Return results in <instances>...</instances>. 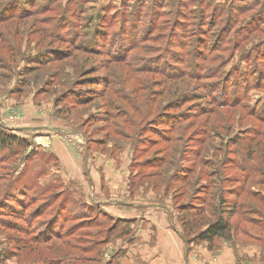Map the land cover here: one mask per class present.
<instances>
[{
	"label": "rangeland",
	"instance_id": "rangeland-1",
	"mask_svg": "<svg viewBox=\"0 0 264 264\" xmlns=\"http://www.w3.org/2000/svg\"><path fill=\"white\" fill-rule=\"evenodd\" d=\"M0 126L29 145L0 149V214L12 212L14 199L2 198L8 182L26 218L59 192L48 212L63 199L68 208L55 232L75 226L79 212L98 231L82 243L75 231L64 238L69 247L110 237L96 248L101 259L87 262L64 240H52L51 251H19L23 237L0 227V264H32L35 255L61 264H176L178 242L168 244L165 262L147 257L165 253L157 229L165 216L133 203L168 207L180 237L192 240L218 216L220 194L238 208L228 219L230 238L193 239L189 262L225 249L240 262H264V0H0ZM51 137L88 168L99 159L124 162L127 189L107 191L101 168L104 191L94 198L77 181L40 185L60 166L43 147ZM87 199L105 205L81 208ZM181 205L193 209L177 211ZM118 215L129 223L110 235ZM66 252L80 260H62Z\"/></svg>",
	"mask_w": 264,
	"mask_h": 264
},
{
	"label": "trees",
	"instance_id": "trees-1",
	"mask_svg": "<svg viewBox=\"0 0 264 264\" xmlns=\"http://www.w3.org/2000/svg\"><path fill=\"white\" fill-rule=\"evenodd\" d=\"M263 7V6H262ZM261 15V13H260ZM257 29V26H254V30ZM60 55H54V57L60 58ZM62 57V56H61ZM51 59V57L49 58ZM80 103V102H79ZM84 104V103H83ZM134 113V111H133ZM0 149L1 151H9L15 146V147H20V148H27L29 147L28 144H26L24 141L16 138L15 136L9 135V134H5L3 133V128L0 126ZM7 184H9V186H5V189L3 191V196L2 198L5 200L4 202L7 204L9 198L14 199L13 202H9L7 205L11 208V213L9 212H5V214H0L2 217H0V227H6L8 229H10L11 231H13L14 233H18L20 234L23 238L22 239H18L17 243L19 244V246H16V248L19 251H24L27 250L30 251V253H34L37 251V249L43 250V251H51L52 250V245L50 244V242L52 240H54L56 243H59L61 241L64 240V238L67 239V237H74L76 232H81L83 233L82 236L78 237L77 239V243H82V240H90L91 236L90 233L92 234L93 231H95V227L91 226V223L89 219H85L82 215L83 212H79L78 214H73L72 217L74 219H78L79 222H77V224L75 226H72V228H68V230L64 233H56L55 229L56 227L58 229L62 228L63 223H59V219L60 216H62V214L66 215V211H67V200L63 199L59 202V204L56 206L55 209H51L50 212H48V209L51 208L56 199L58 198V195H63L60 194L59 192H56L53 194V196H51V198H48L47 200H44L41 204L39 203L38 206L36 207L35 212H32L28 217H24L23 214V206L20 205L19 201L20 199H18V197L14 198L12 197L11 193V186L10 183L8 182ZM41 188V186H40ZM50 188V187H49ZM46 189V192L49 190ZM28 188L26 186H22L21 190L16 191L14 190V194H16V192H18V194L21 197H24V194H26L28 191ZM42 191L45 192L44 188H42ZM12 192V193H13ZM17 199V200H16ZM14 204L18 205V208H16L15 206H12ZM93 206L95 207H100L101 204L92 202L91 203ZM89 203L84 202L81 205V208H86L88 210V208L90 209V207H92ZM22 207H20V206ZM193 209L191 205L187 206V205H181L180 208L177 209V211L180 210H187V209ZM214 211L216 212V214L218 215L213 221H210L209 223L206 224V227L199 231L198 233L195 234V236L192 238V240H197V241H207V242H212L214 239L216 238H224V239H228L230 238V225H229V218L236 213V211L238 210L237 208V204H230L228 203L224 197L220 194L219 195V200L217 205H215L214 207ZM53 211V212H52ZM1 212V210H0ZM63 212V213H62ZM103 212V211H102ZM215 212H213V217L215 216ZM73 213V211H72ZM104 216L106 217H111L110 215H108L106 212L102 213ZM200 214V212L195 213L194 216H197V221L195 222L197 225H199V223L201 222V218L198 217V215ZM202 214V213H201ZM80 216V218L78 217ZM5 217H9L12 220V224H10L11 222H7L4 221ZM43 217H45V219H43ZM201 217V216H200ZM87 218V217H86ZM89 218V217H88ZM21 221L22 223H24V225H19V224H15L13 221ZM38 220L39 222L36 223L35 225V221ZM96 220V219H95ZM65 221V218H64ZM34 222V223H33ZM83 223L85 226H83ZM127 224L129 223L128 221H124L123 219L120 218H115V222L113 224V226H111L108 229V233L110 235H112L111 233L113 231L117 232L119 224ZM187 223V222H186ZM59 224V225H57ZM35 225V226H34ZM186 225V224H184ZM84 227V228H83ZM83 228V229H82ZM187 228V225H186ZM115 229V230H114ZM188 229V228H187ZM76 231V232H75ZM98 231L96 230V232H94L93 234H95L97 236ZM114 233V232H113ZM120 234L123 233V235H126L125 232H119ZM129 233V232H127ZM181 238L182 240L188 244L190 241L187 239L183 234H181ZM110 237H106L103 240H99L98 242H94L93 244H88V246H80L81 248H74L73 246L69 247L68 245V241L64 240L65 242H61L62 246H66L69 247L70 250H75L78 251L79 254L81 255V257L85 258L87 262H92V261H97L99 259H101V255L102 252H96V248L100 245H104L105 243L109 242ZM75 244V246H77L78 244ZM60 246V244H59ZM58 246V248H59ZM61 247V246H60ZM98 247V249H99ZM61 249V248H60ZM67 250V249H66ZM15 251H12V254L15 255ZM65 253V252H64ZM70 253L64 255V257H60L62 258V260L67 259L69 256L72 258V261L74 260H80L78 258H76V256H71L69 255ZM34 255V254H33ZM115 258V257H113ZM31 262L32 264H38L37 262H40L42 264H61L60 262H57V260L55 261V259H52L50 262L47 261V259H44L42 261L41 257L39 255H35L33 257H31ZM37 262H36V261ZM68 261V259H67ZM69 262V261H68ZM69 264V263H67Z\"/></svg>",
	"mask_w": 264,
	"mask_h": 264
},
{
	"label": "crops",
	"instance_id": "crops-1",
	"mask_svg": "<svg viewBox=\"0 0 264 264\" xmlns=\"http://www.w3.org/2000/svg\"><path fill=\"white\" fill-rule=\"evenodd\" d=\"M54 131H63L57 127L52 128ZM52 140H49L48 145L43 144V147L47 146L48 149L51 151V153H54L59 161V168H56L53 170L56 174H54L52 177L50 174L46 176L45 179L40 180L39 184L42 186L48 185V184H54L57 181L66 183L67 181H77L80 186L82 187V190L84 191V195L90 196L91 198H94L93 196L97 194L98 191L103 193L104 187L102 186V180L100 178V175L97 173L98 168H101V172L103 173V181L105 183V188L107 191L111 192L112 190L117 194V191L119 188H121V191L125 188L127 189V182H128V169L123 167L124 162H121L119 166H117V163L112 159H108L106 162L99 159V163L93 164L91 168H88L90 163L88 164L87 161L78 159L73 153H70L66 147L61 144L58 141V138L51 137ZM107 180H110L111 183H107ZM45 182V183H43ZM57 182V183H58ZM108 184L110 186H108ZM117 184H119L117 186ZM125 186V187H123ZM108 187V188H107ZM85 189H87L85 191ZM120 192V191H119ZM123 192H121L122 194ZM117 194V195H121ZM116 195V196H117ZM147 197H153V193H148ZM94 201V200H91ZM86 202H90L89 199L86 200ZM98 204H104L103 201H94ZM109 203L111 200L108 201ZM107 202V203H108ZM113 202H116L119 206H125L127 204H124V202H121L119 200H113ZM106 203V204H107ZM108 205V204H107ZM133 207H137L139 209L142 208H150L152 210L162 211L163 215L165 216V222L160 223V227L157 229H161L163 233L162 241L165 244L166 248L164 249L165 253L163 251L158 250H151L150 252H145L150 259L159 262L166 261L165 258H168L166 256V253L171 249L168 244L177 243L179 245V251L180 253V262L178 260L176 261V264H192L190 263V259L188 258L187 252H186V243L183 242L182 238L180 237L179 231L174 228V226L171 223L170 216H169V210L168 207H164L157 204H141L138 202L133 203ZM129 216H122L118 215L117 218H128ZM153 225V224H152ZM143 229H140L139 236L143 237L144 231ZM158 233V231H157ZM153 249V248H152ZM157 249V248H155ZM162 252L164 255H161ZM252 252H249L248 257L251 259H254V254H250ZM205 259H202V261L198 262L197 264H207L205 261H208V264H264V262H261L260 260H245L244 262L238 261L232 252H229L227 249H225L222 253L216 254L213 257L209 254L203 253ZM160 256V257H159ZM163 256V258H162ZM171 257V255H169ZM170 262H174L172 258H170ZM169 263V261H168ZM195 264V263H194Z\"/></svg>",
	"mask_w": 264,
	"mask_h": 264
}]
</instances>
